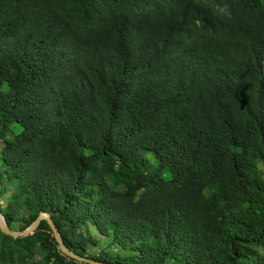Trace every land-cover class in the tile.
<instances>
[{"label":"trees","instance_id":"obj_1","mask_svg":"<svg viewBox=\"0 0 264 264\" xmlns=\"http://www.w3.org/2000/svg\"><path fill=\"white\" fill-rule=\"evenodd\" d=\"M103 264H264V0H0V213ZM0 264H91L45 220Z\"/></svg>","mask_w":264,"mask_h":264},{"label":"water","instance_id":"obj_2","mask_svg":"<svg viewBox=\"0 0 264 264\" xmlns=\"http://www.w3.org/2000/svg\"><path fill=\"white\" fill-rule=\"evenodd\" d=\"M45 220L46 223L48 224L52 234H53V237L57 243V246L58 248L60 249L61 252H63L65 255L69 256V257H72L76 260H80V261H84V262H89L91 264H103V263H99L97 261H94V260H91V259H88L84 256H79L75 253H73L72 251H70L68 248L65 247V245L63 244L53 222L51 221V219L49 218V215L48 213L46 212H39L38 215L25 227L23 228L22 230H11L7 227L1 213H0V232L4 233V234H7V235H10L12 237H16V236H19V235H24V234H28V233H31L35 227L37 226V223L39 220Z\"/></svg>","mask_w":264,"mask_h":264}]
</instances>
